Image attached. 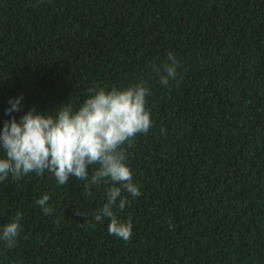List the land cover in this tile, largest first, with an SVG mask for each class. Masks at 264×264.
Masks as SVG:
<instances>
[{"label":"trees","instance_id":"obj_1","mask_svg":"<svg viewBox=\"0 0 264 264\" xmlns=\"http://www.w3.org/2000/svg\"><path fill=\"white\" fill-rule=\"evenodd\" d=\"M169 52L182 79L161 86L150 66ZM142 79L153 126L126 146L131 240L75 214L91 220L110 184L85 196L33 173L0 182V226L23 214L0 264H264V0H0V129Z\"/></svg>","mask_w":264,"mask_h":264},{"label":"clouds","instance_id":"obj_2","mask_svg":"<svg viewBox=\"0 0 264 264\" xmlns=\"http://www.w3.org/2000/svg\"><path fill=\"white\" fill-rule=\"evenodd\" d=\"M181 67L176 56L169 52L165 60L150 66L151 73L161 86L179 84ZM88 97L78 107L68 100L54 110L39 112L35 108L17 120L14 116L0 129V182L11 178L19 182L30 174L55 179L58 186L67 185L70 178L83 182L82 194L91 196L94 188L111 185L105 189L106 203L87 214L75 208L76 215L85 218L87 226L109 221V235L131 240L133 223L119 218L133 199L141 196V185L134 182L127 164V147L135 138L148 134L153 123L148 97L152 95L149 81L140 80L129 87L110 90L97 85L89 88ZM23 96L8 101L6 115L21 112ZM165 130L161 129V134ZM91 169V174L89 172ZM127 193L128 195H123ZM50 196L44 194L35 201L45 215L54 208L48 205ZM23 214L17 212L8 223L0 226V244L6 249L15 247L21 235ZM84 224V223H83Z\"/></svg>","mask_w":264,"mask_h":264}]
</instances>
